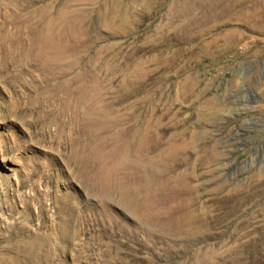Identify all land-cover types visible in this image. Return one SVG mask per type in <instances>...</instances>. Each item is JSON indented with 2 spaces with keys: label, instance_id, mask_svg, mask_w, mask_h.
<instances>
[{
  "label": "rangeland",
  "instance_id": "1",
  "mask_svg": "<svg viewBox=\"0 0 264 264\" xmlns=\"http://www.w3.org/2000/svg\"><path fill=\"white\" fill-rule=\"evenodd\" d=\"M0 264H264V0H0Z\"/></svg>",
  "mask_w": 264,
  "mask_h": 264
},
{
  "label": "bare ground",
  "instance_id": "2",
  "mask_svg": "<svg viewBox=\"0 0 264 264\" xmlns=\"http://www.w3.org/2000/svg\"><path fill=\"white\" fill-rule=\"evenodd\" d=\"M221 156H223V152L218 151V150H211V151H209V152L206 153V156H200V158L201 159L206 158V159H209V160H214V159H216L218 157H221ZM176 176L174 178H176ZM180 182L184 185V187L174 188V191H172V195H171V198H170V202H173V204H175V206H177L178 204H181L183 206H177V208L174 209L171 212V221H172V224L169 226L170 227L169 229H171V230L176 229V219L180 215L186 214L189 211V209H190L189 208V203H193L197 199V197H196V195L194 193V190H195L194 189V185L192 183L190 184V182H188V180L186 179L185 176H182V180H180ZM196 193H197V191H196ZM168 218L170 219V216L169 215H168Z\"/></svg>",
  "mask_w": 264,
  "mask_h": 264
}]
</instances>
